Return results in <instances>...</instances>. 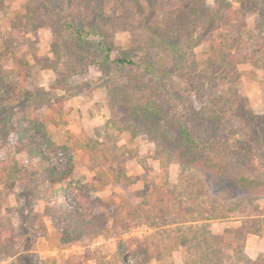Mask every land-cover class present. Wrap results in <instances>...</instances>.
I'll list each match as a JSON object with an SVG mask.
<instances>
[{"label":"rangeland","instance_id":"rangeland-1","mask_svg":"<svg viewBox=\"0 0 264 264\" xmlns=\"http://www.w3.org/2000/svg\"><path fill=\"white\" fill-rule=\"evenodd\" d=\"M222 1L231 4L229 22L201 37L200 23L191 35L175 24L179 0H0V264H264V149L253 148L254 162L190 151L193 161L185 156L182 166L175 126L165 122L167 136L154 138L141 128L145 118L124 105L145 95L197 139L243 130L237 118L245 109L264 115V0L206 5ZM73 25L97 32L81 46L93 50L101 40L112 45L111 58L137 65L72 73L66 43ZM163 36L194 65L205 99L172 66ZM148 60L166 74L144 70ZM213 97L227 102L218 123L203 111ZM44 135L47 160L29 152L31 139ZM70 151L73 175L88 192L39 177L43 165L66 170ZM57 191L72 205L79 192L98 200L86 202L90 234L59 242L43 213Z\"/></svg>","mask_w":264,"mask_h":264},{"label":"trees","instance_id":"trees-1","mask_svg":"<svg viewBox=\"0 0 264 264\" xmlns=\"http://www.w3.org/2000/svg\"><path fill=\"white\" fill-rule=\"evenodd\" d=\"M42 1L47 3L49 0ZM179 2L180 5L173 13V19L175 20V24L180 28H192L189 31V35L193 34L191 31L196 29V24H201L200 26L202 30L199 34L202 37L210 34V32L214 29L223 26V24L229 22L231 18L228 14L231 4L228 1H222L220 4L218 2V5L216 4L214 6L206 5V0H179ZM53 13L56 14L57 12L53 11ZM148 26L149 25H147V27ZM151 31H153V29ZM94 33H97L94 27H89L88 31L83 33L79 29L74 28V25L72 30L69 31V42L66 44L68 46L69 55H72L70 56L72 59L68 64V68L72 73L77 74L83 72L89 65L92 64H98L102 71L107 70L109 67L108 64H114L115 67L137 65L133 59L127 56L111 58L112 45L103 43L101 40L93 42V50L80 45V42L88 43L89 41L87 40V36ZM52 35V51L56 53L55 43H57L58 36L56 31L53 30V27ZM189 35H186L188 39H190ZM161 39L165 44V47H163L165 53L172 56L174 59L172 66L180 70L183 75H186L184 80L187 84H190L189 89L195 94H198V99H205L206 95H202L201 93V91L204 92L202 84L199 82L197 83V80H199V74L197 72L193 73L194 65L192 63L190 64L189 59L186 57V53L181 49V47L170 45L169 41H167L164 36ZM193 46H195L194 43L191 47L189 46V48H192ZM156 65L155 61L148 60L141 66L148 73L154 74V71H156L157 73L155 76H160L161 78L164 74H166V67L162 65H158L157 67ZM25 72V74H29L27 69H25ZM19 77L21 80L23 79V76L20 74ZM194 78H196V81H194ZM148 80V83L151 84L152 87L157 83V81L153 82L152 78ZM149 84L147 87H149ZM209 101L210 105L208 106L206 104L203 111L210 114V116L216 119L218 123L221 119L220 112L223 111V113H225L224 106L227 102H224L221 97L216 99L213 97ZM124 105L127 106L132 113L141 114V116L145 118V120L141 123V128L144 127V130L146 129L148 132L154 134V138L167 136L166 131L163 129L165 122L169 123V129H173L175 126L177 137L175 138V141H173V144H175V152L178 155V162L182 166L186 163L182 159L185 158V156H188V160L193 161V157H190V151L192 153L203 151L207 154V156L216 154V156L220 157H235L237 159V156H247L249 161L254 162L255 153H253V148L255 147L257 150L260 149V151L264 149L263 147L261 148V144L264 141V115L253 114L249 108L247 110H243L242 113H238V116L240 115V117L237 118V121L240 122L241 126L244 125L245 128L243 127V130L240 127H236L235 131H233L227 127V129H225V133H223L225 134L224 139L214 140L215 138L197 139L196 136L192 135L190 128H186L183 123L174 125L172 121L163 115L162 107L145 95L136 96L134 99L126 98ZM227 108L230 113L235 111L234 108L230 109V106ZM196 113L198 114V111H196ZM232 117L236 118L235 116ZM34 123L42 125L38 123L37 120H34ZM210 127L212 126L210 125ZM233 136H236L237 138H234ZM245 136L248 137L246 140L248 143L239 144V139H242ZM43 141L48 142L45 135L42 141L31 139L30 147L32 152H29L31 155L37 156L41 160H47L48 157L39 147ZM49 144L55 149L58 148L53 142L49 141ZM74 156L73 151H70L67 159L68 168L66 170H59L51 164L43 165L39 170H37L39 172V177L42 178L44 183L54 184L62 182L66 183L68 187H72L73 189L78 186L88 192V183H83V178L76 179L73 175ZM104 184L106 183L103 182L102 185L104 186ZM94 189L97 191L100 188L94 186ZM85 198L86 195H84L83 192H79L75 197L77 205H72L64 193L57 191L46 199L43 213L48 217L54 233L58 237L60 243H71L80 240L84 235L91 233V225L93 222L91 220L84 219V215L88 211V205L86 202L89 201L90 204L94 205V203H97L98 200L94 202ZM248 262L251 263L252 261L248 259Z\"/></svg>","mask_w":264,"mask_h":264},{"label":"crops","instance_id":"crops-1","mask_svg":"<svg viewBox=\"0 0 264 264\" xmlns=\"http://www.w3.org/2000/svg\"><path fill=\"white\" fill-rule=\"evenodd\" d=\"M260 242H261V243L263 242V244H264V241L260 240Z\"/></svg>","mask_w":264,"mask_h":264}]
</instances>
